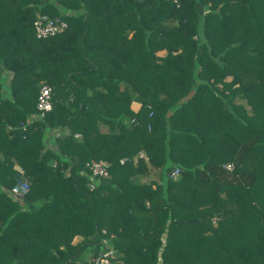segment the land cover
I'll return each mask as SVG.
<instances>
[{
  "label": "trees",
  "instance_id": "16d2710c",
  "mask_svg": "<svg viewBox=\"0 0 264 264\" xmlns=\"http://www.w3.org/2000/svg\"><path fill=\"white\" fill-rule=\"evenodd\" d=\"M36 14L65 30L36 38ZM107 248L264 264V0H0V264Z\"/></svg>",
  "mask_w": 264,
  "mask_h": 264
},
{
  "label": "built area",
  "instance_id": "2783aa9c",
  "mask_svg": "<svg viewBox=\"0 0 264 264\" xmlns=\"http://www.w3.org/2000/svg\"><path fill=\"white\" fill-rule=\"evenodd\" d=\"M172 2H177V0H171ZM34 36L36 38H45L49 36H54L56 34L62 33L66 28V22L59 18H48L44 14H36L32 22ZM51 109V88L47 84H41L35 100V110L36 113L33 114V117L42 116L45 112ZM144 158L142 152H137L134 159ZM124 159H121L122 162ZM225 169H231L229 164L223 165ZM89 170L93 176L97 178H102L107 176V164L105 162L91 161L88 165ZM18 171L21 174V170L18 168ZM178 168H174L170 172V177L175 178L178 174ZM89 188H92V184H88ZM29 189V181L23 175H20V178L9 188L8 195L12 199L22 198ZM114 256V251L111 248L101 249L97 254L91 257L88 260V264H112L111 259ZM157 264H160L158 259Z\"/></svg>",
  "mask_w": 264,
  "mask_h": 264
},
{
  "label": "crops",
  "instance_id": "0c3cea01",
  "mask_svg": "<svg viewBox=\"0 0 264 264\" xmlns=\"http://www.w3.org/2000/svg\"><path fill=\"white\" fill-rule=\"evenodd\" d=\"M161 51H162V50H161ZM163 52H164V51H162V54H163ZM9 75H10V74H9ZM9 75H7V78H6V79L9 78ZM137 107H138V104H137V103H132L131 108H132L133 110H136ZM142 180H143V182H145V177H142ZM96 248H97L96 245L93 246V248L91 249V251H92V250H95Z\"/></svg>",
  "mask_w": 264,
  "mask_h": 264
},
{
  "label": "rangeland",
  "instance_id": "374dc122",
  "mask_svg": "<svg viewBox=\"0 0 264 264\" xmlns=\"http://www.w3.org/2000/svg\"><path fill=\"white\" fill-rule=\"evenodd\" d=\"M157 54L161 55L162 54V51H158Z\"/></svg>",
  "mask_w": 264,
  "mask_h": 264
}]
</instances>
